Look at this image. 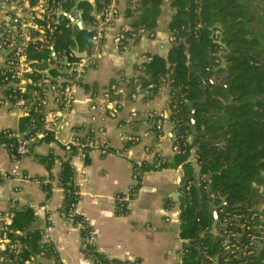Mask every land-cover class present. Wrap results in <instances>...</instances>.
Masks as SVG:
<instances>
[{"label":"crops","instance_id":"obj_1","mask_svg":"<svg viewBox=\"0 0 264 264\" xmlns=\"http://www.w3.org/2000/svg\"><path fill=\"white\" fill-rule=\"evenodd\" d=\"M80 2L75 1L72 6H64L67 0L61 3L56 18L68 22L74 30L94 31L95 36L101 34L100 45L92 54V64L85 68L81 83L74 89V103L58 119L53 137H38V143L34 141L31 145V155L18 162L9 151L0 150V174L6 176L0 184V214L14 209L34 212L35 229L46 234L42 241H49L55 252V257L48 259L46 264H91L82 253L81 233L61 218L65 194L58 181L60 162L67 160L66 145L91 135L97 143H107L108 154L93 153L85 160L72 157L70 163L75 169L74 182L80 195L77 213L94 231L99 252L120 262L181 264L184 250L191 243L182 239L180 231L185 197L183 169L148 173L143 176L135 195L132 191L138 185L133 175V163L152 165L154 160V157L145 155L146 148L166 158L174 155L173 145L178 131L172 122L171 84L175 65L171 64L170 56L173 47L186 45L187 40L175 44L170 33L175 14L172 1H162L154 33L143 32L138 38L128 40L126 46H120L116 36L130 29L134 19L127 17V11L134 8V3L109 0L119 14L105 28L102 12L95 8L91 16L96 23L91 25L83 21ZM87 2L95 7L96 0ZM138 16L134 15V18ZM2 18L0 14V21ZM72 54L73 57H69L52 50V62L47 63L46 69L56 71V75L50 73L54 81L62 82L69 75L67 62L77 63L91 53L76 47ZM78 54H83V58ZM160 60L165 63L167 73L155 82L148 66ZM4 63L3 54H0V68ZM153 89L157 91L155 96H152ZM46 110L56 111L57 107L49 101ZM27 117L7 101L6 90H1L0 134L7 130L19 133L21 121ZM157 123L162 125L164 138L161 141L157 138ZM131 139L137 141L131 142ZM195 153L194 149L190 162L197 185L200 172L193 166L197 162ZM49 156L56 159L50 170L40 161ZM46 186L51 187L49 196ZM118 194L129 199L125 214L115 201ZM221 204L220 201L215 207ZM262 211L264 213V208ZM222 229L221 226L217 229L219 237Z\"/></svg>","mask_w":264,"mask_h":264},{"label":"trees","instance_id":"obj_2","mask_svg":"<svg viewBox=\"0 0 264 264\" xmlns=\"http://www.w3.org/2000/svg\"><path fill=\"white\" fill-rule=\"evenodd\" d=\"M162 1L129 0L135 6L127 11V17L134 20L130 29L123 32L124 40L120 46H126L128 40L138 38L143 32L154 33ZM171 1L175 14L170 33L175 44L187 41L186 45L173 47L170 56L171 64L175 65L171 92L174 100L172 122L177 125L178 131L177 152L167 162L159 164L157 169L181 168L184 172L185 197L180 231L182 239L191 243L184 250L181 264H264V250L249 246L248 235L255 234V230L245 232L241 229L247 227L253 216L256 219L250 226L256 228L261 225L258 218L264 214V0ZM74 2L67 0L64 6H72ZM108 5L109 0H96L95 7L81 1L79 9L83 11V21L94 25L96 21L91 16L94 8L102 12ZM137 14L139 16L134 18ZM50 23L55 31L50 36L49 48L40 50L39 43H31L27 48L29 60L42 62L39 69H46L48 61L52 62L53 49L67 56L76 47L91 53L90 41L95 36L94 31L74 30L68 22L58 21L56 16ZM38 24L43 25L42 22ZM221 36L225 48L218 44ZM186 46L189 48V67L186 66ZM221 52L224 54L220 57ZM223 62L227 73L220 69L216 71ZM148 72L156 82L159 76L167 73L165 63L160 60L148 66ZM50 73L56 75V71L51 70ZM41 77L36 74L33 78L39 80ZM212 82L217 86L211 85ZM156 93L153 89L152 96ZM200 100L203 103L199 104ZM186 102H196L195 132L187 118L189 108ZM43 116L41 109L32 111L21 121L19 133L7 130L0 134V146L6 144L14 156L17 140L9 136L18 134L25 136V140L32 139L43 128ZM51 137L52 133H46L45 139ZM89 137L92 138L91 135ZM190 137H193L192 144L189 143ZM34 143L38 142L35 140ZM194 149L201 168L200 188L196 185L190 162ZM70 159L67 157L66 161L60 162L58 175L65 194L64 212L79 200L74 195L78 188ZM40 161L50 170L56 159L49 156ZM151 172H156L153 165L133 163V175L138 182L133 193L139 190L143 176ZM206 176H211L209 181ZM2 182L0 175V184ZM45 191L49 196L51 187L46 186ZM222 198H226V207L218 216L228 224V228L222 229L220 237L214 241L209 234L212 226L209 208L211 202L218 205ZM118 207L124 214L127 213V205L121 207L118 204ZM12 212V235L27 245V253L39 252L46 244L42 242L41 233L35 229L34 212L31 209H14ZM73 218L86 226L81 238L87 237L92 231L88 223L79 214ZM231 246L236 247L234 254L226 250ZM47 248L48 256L51 247ZM248 251H254L253 255L248 256ZM83 254L93 264H141V261L111 260L96 246H88Z\"/></svg>","mask_w":264,"mask_h":264},{"label":"built area","instance_id":"obj_3","mask_svg":"<svg viewBox=\"0 0 264 264\" xmlns=\"http://www.w3.org/2000/svg\"><path fill=\"white\" fill-rule=\"evenodd\" d=\"M63 0H0V14L3 18L0 21V54L4 57V66L0 68V91L5 89L7 101L21 109L27 117L32 111L41 109L43 116L42 130L30 140H22L18 134L10 135L9 138L17 140L14 159L18 162L23 157L31 155V145L38 137H45L46 133H52L57 125L61 115L68 111L74 103V89L79 86L83 79L84 70L93 62L92 54L100 45L101 34L93 38L94 45L91 54L86 59H81L77 63L67 62L66 68L69 75L63 78L62 82L54 81L47 69H39L42 62L31 61L27 57V48L31 43L41 44L40 50L49 48L50 36L54 33L55 28L50 23L54 16L57 17L59 6ZM64 0L63 2H65ZM78 1V0H75ZM88 1V0H81ZM94 1V0H91ZM118 10L113 4H109L102 11V18L105 28H108L115 18L118 16ZM42 22L43 25H39ZM123 32L116 36V42L121 43L124 40ZM35 33V34H34ZM69 57H73L70 54ZM50 61H48L49 63ZM36 74L42 75L39 80H34ZM42 94V95H41ZM43 96V97H41ZM52 101L57 107L56 111H47L46 108ZM37 106V107H35ZM93 110H95L93 108ZM157 138L161 141L164 136L162 133V125L157 123ZM137 139H131L135 142ZM177 138L174 139L173 153L177 152L175 145ZM12 148V147H11ZM7 150L8 146L3 144L0 150ZM65 151L68 158L78 157L85 160L93 153L107 155L109 152L108 145L105 141L97 143L95 138L85 137L79 138L74 142L66 145ZM147 157H154L152 165L158 171L159 164H163L169 158L159 155L155 150L149 147L145 149ZM141 165V164H138ZM1 175V174H0ZM6 176L1 175L4 181ZM135 182H137L134 176ZM80 199L79 190L74 193ZM135 195V193H133ZM79 201L72 203L67 211H61V218L72 224L80 233L86 228L81 222H76L73 216L77 213ZM117 204L126 205L129 201L126 196L118 194L115 198ZM255 216L247 222V227L241 229L245 232L255 230V234H249L250 247L257 250H264V217L258 220L261 225L252 228L250 223L254 222ZM14 214L12 211L0 214V264H46L48 259L55 257L54 249L49 241H42L46 246L40 248L35 254H29L27 245L21 240L15 238L12 230ZM88 228L91 229L88 224ZM50 229V224L48 229ZM42 238L46 234H41ZM228 244V243H227ZM88 246H96V235L94 231L88 233V236L81 238L82 253L86 251ZM47 247L50 248L47 256ZM235 246L227 247V251L234 254ZM253 248L252 250H255ZM247 250V249H246ZM254 251H248L247 255H253ZM91 264L92 261L88 259ZM58 264V263H51Z\"/></svg>","mask_w":264,"mask_h":264},{"label":"water","instance_id":"obj_4","mask_svg":"<svg viewBox=\"0 0 264 264\" xmlns=\"http://www.w3.org/2000/svg\"><path fill=\"white\" fill-rule=\"evenodd\" d=\"M222 33V32H221ZM223 39V37L221 36L220 38V41H218V44L222 46V48H225V46L222 45L221 43V40ZM181 44H179L180 46ZM224 54V52H221L219 54V56L221 57L222 55ZM185 55L187 56V66L190 65V57H189V48L186 46V50H185ZM79 58H83V54H78L77 55ZM224 70L225 73H227V70L225 69V63L220 65V67L218 69H216V71L218 70ZM227 81V77L225 79V82ZM211 85L213 86H217V84L215 83H211ZM224 85V84H223ZM198 103H203L202 100L198 101ZM186 105L188 106L189 110H190V115L188 116V121L190 122V124L193 126V132H195V128H194V125H195V109H194V106L196 105V102H186ZM22 140L25 139V136H22L21 137ZM193 143V137L191 138V141H190V144ZM196 151V150H195ZM193 166L196 168V170L198 171V173L200 172L199 170V166L197 164V162H194L193 163ZM210 177L211 176H206L205 179L207 181L210 180ZM200 185H201V180L200 178H197V187L200 188ZM221 202L222 204L218 207H215V203L214 202H211L210 203V208H209V214L211 215L212 219H211V224H212V228H211V231H210V235L213 236V240L214 241H217V239L219 238L218 234H217V229L219 226H221L223 229H227L228 228V224H223L220 219H219V216H218V212L220 210H222L223 208L226 207V198H222L221 199Z\"/></svg>","mask_w":264,"mask_h":264},{"label":"rangeland","instance_id":"obj_5","mask_svg":"<svg viewBox=\"0 0 264 264\" xmlns=\"http://www.w3.org/2000/svg\"><path fill=\"white\" fill-rule=\"evenodd\" d=\"M262 176H264V173H262ZM264 186V185H263Z\"/></svg>","mask_w":264,"mask_h":264},{"label":"flooded vegetation","instance_id":"obj_6","mask_svg":"<svg viewBox=\"0 0 264 264\" xmlns=\"http://www.w3.org/2000/svg\"><path fill=\"white\" fill-rule=\"evenodd\" d=\"M225 62H223L222 64H224Z\"/></svg>","mask_w":264,"mask_h":264}]
</instances>
